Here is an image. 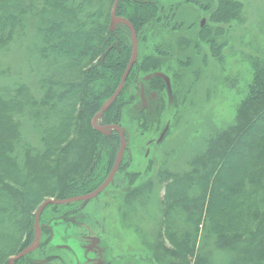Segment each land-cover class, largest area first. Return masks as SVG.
Masks as SVG:
<instances>
[{
  "label": "trees",
  "instance_id": "16d2710c",
  "mask_svg": "<svg viewBox=\"0 0 264 264\" xmlns=\"http://www.w3.org/2000/svg\"><path fill=\"white\" fill-rule=\"evenodd\" d=\"M113 1L0 0V52L30 32L38 73L37 93L26 84L0 86V264L34 242V214L46 198L91 193L114 163L119 133L108 135L91 125L132 53L127 25L110 29ZM217 1L210 22L239 16V2ZM115 14L133 26L138 42L142 29L159 19V6L151 0H118ZM199 34L215 53L223 29L206 25ZM136 64L137 59L130 71ZM252 68L253 83L234 123L211 138L204 154L190 161L189 171L172 175L165 187L164 236L170 247L164 250L171 264H210L197 245L200 231L217 249L234 252L237 257L229 264H264V59L253 60ZM3 75L8 76L0 69ZM123 88L102 113V125H118ZM26 124L37 134L38 146L25 136ZM108 141L112 158L103 174L88 185L82 177L74 181L80 167L76 149L78 155L84 152L80 160L88 175ZM67 205L48 204L42 212ZM174 215L182 216L186 229L175 225ZM47 236L50 243L51 232ZM30 253L14 264H28Z\"/></svg>",
  "mask_w": 264,
  "mask_h": 264
},
{
  "label": "rangeland",
  "instance_id": "374dc122",
  "mask_svg": "<svg viewBox=\"0 0 264 264\" xmlns=\"http://www.w3.org/2000/svg\"><path fill=\"white\" fill-rule=\"evenodd\" d=\"M151 1L159 6V19L142 29L137 64L120 95L117 122L125 131L121 165L97 196L59 208L48 206L42 212L45 232L39 248L29 254L28 264H72L47 238L61 217L71 221L89 253L97 252L96 264H171L164 250L170 247L164 236L165 187L172 175L188 172L190 161L204 154L208 141L234 123L253 83L252 61L264 59V0H233L241 10L228 23L210 22L217 0ZM206 25L212 31L223 29L215 53L199 34ZM36 60L28 32L0 52V69L8 75L0 76V86L26 84L37 93ZM107 131L109 135L114 130ZM24 134L38 146L29 124ZM112 151L108 141L100 150L99 164L87 175L80 160L84 152L78 155L76 149L74 161L80 167L74 181L82 177L88 185L97 180ZM24 215L31 216V211ZM173 217L176 226L187 228L182 216ZM197 245L210 264H229L237 257L217 249L201 231Z\"/></svg>",
  "mask_w": 264,
  "mask_h": 264
},
{
  "label": "water",
  "instance_id": "95a60500",
  "mask_svg": "<svg viewBox=\"0 0 264 264\" xmlns=\"http://www.w3.org/2000/svg\"><path fill=\"white\" fill-rule=\"evenodd\" d=\"M117 2L118 0H114L113 1V5L111 8V21H110V29L113 30L115 27V24L118 21H121L123 23H125L127 25V27L130 30L131 33V38H132V53L131 56L129 58V61L122 73L120 82L116 88V90L114 91V93L112 94V96L110 97V99L108 101H106L102 107L99 109V111H97L92 119H91V125L94 129H96L99 132H104L105 134H108V129L110 130H116L119 133V149L117 151V155L115 157L114 163L111 167V170L109 172V174L107 175L106 179L95 189L93 190L91 193L88 194H82V195H77V196H73V197H68V198H64V199H53V198H46L37 208L35 215H34V223H35V227H36V238H35V243L34 245L26 248L25 250H23L20 253L15 254L14 256H11L8 261L7 264H14V262L16 260H18L19 258L27 255L28 253L34 251L37 246L39 245V241H40V237H41V230H40V226H39V215L42 212V210L48 205V204H55V205H64V204H69V203H74V202H78V201H85L88 200L92 197L97 196L100 192H102L111 182V180L113 179V177L115 176L121 161H122V157H123V153L125 150V136H124V132L122 130V128L119 125H115V124H110V125H103V126H99L96 124L97 119L99 116L102 115L103 112H105L107 110V108L111 105V103L116 99V97L119 95V93L121 92L123 85L125 83L126 77L132 67V65L134 64V62L136 61V57H137V36H136V32L133 28V26L126 21L125 19L116 16L115 14V10H116V6H117ZM166 130V129H165ZM165 130L162 131V133L160 134L158 140H161Z\"/></svg>",
  "mask_w": 264,
  "mask_h": 264
},
{
  "label": "crops",
  "instance_id": "0c3cea01",
  "mask_svg": "<svg viewBox=\"0 0 264 264\" xmlns=\"http://www.w3.org/2000/svg\"><path fill=\"white\" fill-rule=\"evenodd\" d=\"M51 238L52 244L59 248L68 259H72L71 262L86 264L92 261V264H96L98 260L97 252L89 253V249L84 247L81 240H79L78 231H73L70 223L56 221L52 225ZM73 262L72 264H74Z\"/></svg>",
  "mask_w": 264,
  "mask_h": 264
},
{
  "label": "bare ground",
  "instance_id": "6f19581e",
  "mask_svg": "<svg viewBox=\"0 0 264 264\" xmlns=\"http://www.w3.org/2000/svg\"><path fill=\"white\" fill-rule=\"evenodd\" d=\"M116 90V89H115Z\"/></svg>",
  "mask_w": 264,
  "mask_h": 264
}]
</instances>
